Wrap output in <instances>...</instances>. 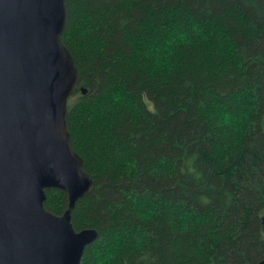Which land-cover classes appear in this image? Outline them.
I'll list each match as a JSON object with an SVG mask.
<instances>
[{"label":"trees","instance_id":"obj_1","mask_svg":"<svg viewBox=\"0 0 264 264\" xmlns=\"http://www.w3.org/2000/svg\"><path fill=\"white\" fill-rule=\"evenodd\" d=\"M66 8L62 41L80 71L67 125L96 181L72 222L99 231L80 264L260 261L264 0ZM46 192L62 214L66 192Z\"/></svg>","mask_w":264,"mask_h":264},{"label":"water","instance_id":"obj_2","mask_svg":"<svg viewBox=\"0 0 264 264\" xmlns=\"http://www.w3.org/2000/svg\"><path fill=\"white\" fill-rule=\"evenodd\" d=\"M66 26V0H0V264H80L99 236L72 222L96 181L67 125L80 71ZM54 188L68 197L62 214L45 207Z\"/></svg>","mask_w":264,"mask_h":264},{"label":"rangeland","instance_id":"obj_3","mask_svg":"<svg viewBox=\"0 0 264 264\" xmlns=\"http://www.w3.org/2000/svg\"><path fill=\"white\" fill-rule=\"evenodd\" d=\"M105 253L106 255H108V252L105 251ZM97 257H98L97 260H100L101 258L105 257V254L100 253L97 255Z\"/></svg>","mask_w":264,"mask_h":264}]
</instances>
